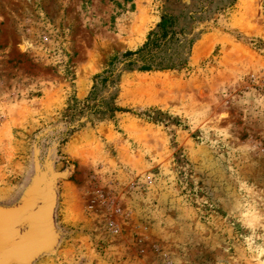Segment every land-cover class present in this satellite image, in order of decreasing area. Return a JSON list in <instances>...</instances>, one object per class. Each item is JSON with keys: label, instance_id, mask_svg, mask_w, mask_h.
<instances>
[{"label": "rangeland", "instance_id": "obj_1", "mask_svg": "<svg viewBox=\"0 0 264 264\" xmlns=\"http://www.w3.org/2000/svg\"><path fill=\"white\" fill-rule=\"evenodd\" d=\"M37 176L2 264H264V0H0V201Z\"/></svg>", "mask_w": 264, "mask_h": 264}, {"label": "bare ground", "instance_id": "obj_2", "mask_svg": "<svg viewBox=\"0 0 264 264\" xmlns=\"http://www.w3.org/2000/svg\"><path fill=\"white\" fill-rule=\"evenodd\" d=\"M21 48L24 50L26 48L25 44H22ZM39 196L41 198V201L38 199ZM39 196H38L37 201H36L35 215L37 218H39V219L42 218L41 220H43L45 218L46 209L44 210L43 209L44 207H41L43 204V199L41 197V194ZM31 199H32V197H31ZM31 199H30V201H31ZM30 201L25 200L22 207L19 210H17L16 212H14V214L12 216H10L12 218L8 219V221H9L8 223H6L7 221L6 222L4 221L5 223H2L3 216L0 213V264H2V262L8 261V260H16V259H18V260L21 259L22 261H26L27 258L30 256L29 254H30V250L33 248V246H32L33 244H30L28 241L26 243L25 242L23 243V241L27 238V236L15 237L12 235V231H11L12 225L13 224L15 225V220H17L20 216H22L21 219H24V217L26 215V213H25L26 208L25 207L27 204L28 205L30 204ZM38 204H40V205L38 206ZM3 215H5V214H3ZM29 217L30 216L27 215V218H29ZM35 223L39 224L37 219L35 220ZM7 226L9 229L7 228Z\"/></svg>", "mask_w": 264, "mask_h": 264}, {"label": "trees", "instance_id": "obj_3", "mask_svg": "<svg viewBox=\"0 0 264 264\" xmlns=\"http://www.w3.org/2000/svg\"><path fill=\"white\" fill-rule=\"evenodd\" d=\"M172 18L166 15L160 18V22L156 25L160 35L155 32H149L146 42L136 51H127L123 57L126 58V65L128 67L135 66L138 62L141 65L138 67L139 72L163 71L171 69L157 61L156 55L153 53L158 48V41L166 38L168 28L172 27ZM114 59H112V62Z\"/></svg>", "mask_w": 264, "mask_h": 264}, {"label": "water", "instance_id": "obj_4", "mask_svg": "<svg viewBox=\"0 0 264 264\" xmlns=\"http://www.w3.org/2000/svg\"><path fill=\"white\" fill-rule=\"evenodd\" d=\"M36 164L37 163H35V170H36V173H38V167H37ZM41 181H42V177L41 176H37L36 179H35V185H33L32 191L30 193V199L32 197V199L30 201V204L29 205L27 204L26 207L24 206L26 208V210H25L26 215L24 217V220H26V223L29 226V232L26 234L27 238L23 241V243L24 242L26 243L28 241L30 244H33L32 246L35 248L36 252L39 251L38 250V248H39L38 246L39 245H44V237H45L46 228H47V219L44 218L40 222V219L37 218L36 215H35V211H36L35 206H36L37 198L39 196V190H40V187H41ZM39 205L40 204H38V206ZM27 215H29L30 217L27 218ZM36 219H37L39 224L35 223ZM18 222H19L18 224L20 225V221H18Z\"/></svg>", "mask_w": 264, "mask_h": 264}, {"label": "crops", "instance_id": "obj_5", "mask_svg": "<svg viewBox=\"0 0 264 264\" xmlns=\"http://www.w3.org/2000/svg\"><path fill=\"white\" fill-rule=\"evenodd\" d=\"M3 166V165H2ZM32 180V179H31ZM1 183V182H0ZM0 197H1V199L2 198H4V200H6V199H8L9 197H7L6 196V192L5 191H1L0 190ZM0 199V200H1ZM4 200H2V201H4ZM20 200H21V198L20 197H16L15 196V199H14V201L13 202H1L0 201V213H1V215L3 216V218H2V223H5L6 221V223H8L9 221H8V219H10V218H12V217H10V216H12L13 214H14V210H16V208L18 207V205H19V202H20ZM10 213H11V215H10ZM3 214H5V215H3ZM9 215V216H8ZM8 216V217H7ZM7 218V219H6ZM5 221V222H4ZM7 228H8V226H7ZM9 229V228H8Z\"/></svg>", "mask_w": 264, "mask_h": 264}]
</instances>
